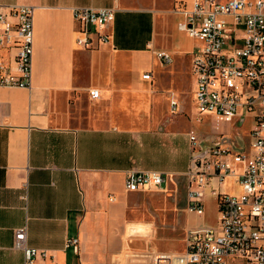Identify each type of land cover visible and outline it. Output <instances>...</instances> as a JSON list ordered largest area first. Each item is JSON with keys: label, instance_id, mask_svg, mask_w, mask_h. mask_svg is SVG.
I'll return each instance as SVG.
<instances>
[{"label": "crops", "instance_id": "0c3cea01", "mask_svg": "<svg viewBox=\"0 0 264 264\" xmlns=\"http://www.w3.org/2000/svg\"><path fill=\"white\" fill-rule=\"evenodd\" d=\"M190 2L0 0V11L9 4L32 6L30 85L0 86V264H23L12 240L13 229L24 224L25 243L45 250L32 264H121L122 251L135 253L131 245L141 233L130 231L138 222L128 211L137 190L123 188L125 171L184 177L189 163V151L179 152L158 109L161 95L150 85L149 66L156 60L174 71L188 57L189 69L196 41L175 27L171 9ZM105 5L114 7L108 40L77 45L71 7ZM153 49L169 51L171 62H160ZM14 50L0 43V63L11 62ZM148 70L150 78H142ZM91 87L98 97H89ZM172 216L185 227L202 219L184 206ZM71 236L76 250L65 246ZM229 264L245 262L236 256Z\"/></svg>", "mask_w": 264, "mask_h": 264}, {"label": "built area", "instance_id": "2783aa9c", "mask_svg": "<svg viewBox=\"0 0 264 264\" xmlns=\"http://www.w3.org/2000/svg\"><path fill=\"white\" fill-rule=\"evenodd\" d=\"M7 8L0 11V43L15 50L11 62L0 63V86L29 87L32 6ZM171 11L177 14L175 27L196 41L189 66L194 119L207 118L215 135L200 152L197 134L186 132L184 209L201 214L203 199L210 195L217 199L218 212L214 225L184 228L182 250H151L147 255L153 264H229L236 256L245 264H264V0H191L188 7ZM71 15L77 23V45L89 48L108 40L113 6H73ZM153 54L162 63L172 60L165 49H153ZM150 75V70L141 73L142 78ZM88 95L96 98L99 91L91 87ZM168 103L173 111L172 95ZM246 113L252 117L246 141L230 144L225 137L229 128ZM169 176L159 169H127L122 185L127 191L162 189ZM228 176L238 185L237 192L220 190ZM25 235V224L15 227L12 247L22 250L23 264H32L45 250L27 245ZM77 245L76 236L65 239V246L76 250Z\"/></svg>", "mask_w": 264, "mask_h": 264}, {"label": "rangeland", "instance_id": "374dc122", "mask_svg": "<svg viewBox=\"0 0 264 264\" xmlns=\"http://www.w3.org/2000/svg\"><path fill=\"white\" fill-rule=\"evenodd\" d=\"M170 65L171 63L159 65L156 60H152L149 66L152 69L150 85L156 93L161 95L158 109L163 110V118L167 120L168 128L173 131L172 136L177 141L179 152L186 153L187 150L189 151L186 141L187 129H192L197 134L200 144H210V140L215 138V135L211 131L207 118H203L199 122L193 121L194 108L190 102L191 77L188 69V57L180 59L174 71L169 69ZM170 95L176 100V107L173 111L170 110L168 103ZM251 123L250 113H246L245 118H242L241 121L235 120L234 125L229 128L230 135L225 136L229 143L241 146L242 140L246 141L247 139L246 131ZM236 187L237 185L231 179L220 184L221 191L235 192ZM132 200L134 206L129 209L128 218L138 223L130 224L129 229L141 234H135L136 241L134 245H131V248L135 249V253L127 250L122 251L121 259L125 260H122L121 264L155 263L147 255V252L152 248L158 251L181 250L184 242L185 224L182 220L173 218L172 211L175 207L181 208L185 204V178L182 175H171L162 185V189L152 187L144 191H136ZM203 204V211L199 214L202 219L197 224L214 225L218 212L217 199L207 195L203 199ZM127 253L128 255H126ZM127 256L130 258L129 262Z\"/></svg>", "mask_w": 264, "mask_h": 264}, {"label": "water", "instance_id": "95a60500", "mask_svg": "<svg viewBox=\"0 0 264 264\" xmlns=\"http://www.w3.org/2000/svg\"><path fill=\"white\" fill-rule=\"evenodd\" d=\"M241 119H242V117H239V118L236 119V120L241 121ZM233 125H234V124H232V126H233ZM199 144H200V143H199ZM205 145H207V144H200V146H201V151H200V152H202L203 147H204Z\"/></svg>", "mask_w": 264, "mask_h": 264}]
</instances>
